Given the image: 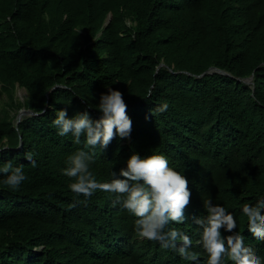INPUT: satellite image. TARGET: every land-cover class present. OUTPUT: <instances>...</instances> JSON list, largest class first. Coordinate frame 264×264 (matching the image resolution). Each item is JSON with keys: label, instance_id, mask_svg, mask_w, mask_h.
<instances>
[{"label": "trees", "instance_id": "trees-1", "mask_svg": "<svg viewBox=\"0 0 264 264\" xmlns=\"http://www.w3.org/2000/svg\"><path fill=\"white\" fill-rule=\"evenodd\" d=\"M214 67L230 75L205 74ZM108 85L123 92L132 132L97 149V178L132 151L166 153L189 177V220L176 226L199 264L207 253L192 217L204 214L202 200L240 217L264 199V0H0V97L16 114L35 113L0 117V161L23 163L28 176L15 191L0 183V264H196L139 238L135 218L102 190L70 207L72 178L60 169L83 145L52 120L85 105L98 118ZM163 100L168 109L156 112ZM250 225L245 217L237 231L264 252Z\"/></svg>", "mask_w": 264, "mask_h": 264}, {"label": "clouds", "instance_id": "clouds-1", "mask_svg": "<svg viewBox=\"0 0 264 264\" xmlns=\"http://www.w3.org/2000/svg\"><path fill=\"white\" fill-rule=\"evenodd\" d=\"M106 87L99 94L98 118L85 105L72 115L67 107L59 108L52 120L60 136L70 134L75 144L83 145L66 156L65 166L60 169L72 178L68 187L77 199L70 207L86 204L97 190H102L109 195L113 206L118 205L135 218L133 230L139 238L158 242L162 249H171L182 260L199 264L192 236L176 226L189 220L186 214L192 195L189 177L170 162L166 153L153 151L142 155L132 151L118 172L111 171L109 179L97 178L93 169L97 149L106 148L114 136L131 139L133 123L126 112L123 92L111 85ZM168 107V101L163 100L154 110L164 112ZM150 111L153 113V109ZM24 156L33 167L37 165L33 151L26 150ZM0 174V183L12 191L28 179L24 164H14L13 160L0 161ZM202 207L204 214L193 215L192 222L199 226L195 243L207 253L206 264H264V252L248 246L246 235L237 231L246 217L256 239L264 241V199L245 206L240 217L225 204L215 202L210 194L202 200Z\"/></svg>", "mask_w": 264, "mask_h": 264}, {"label": "rangeland", "instance_id": "rangeland-1", "mask_svg": "<svg viewBox=\"0 0 264 264\" xmlns=\"http://www.w3.org/2000/svg\"><path fill=\"white\" fill-rule=\"evenodd\" d=\"M28 96V93L23 88H18L15 94V97L20 100L24 101L25 98ZM9 101L5 95L0 97V117H8L12 118L13 120H16L19 113L16 114V111L11 110V108L8 105Z\"/></svg>", "mask_w": 264, "mask_h": 264}, {"label": "water", "instance_id": "water-1", "mask_svg": "<svg viewBox=\"0 0 264 264\" xmlns=\"http://www.w3.org/2000/svg\"><path fill=\"white\" fill-rule=\"evenodd\" d=\"M213 72H220V73H223V74H225V75H230V74L227 73L226 71H222V70H220V69H218V68H215V67H214V68H211V69H210L209 71H207L205 74L213 73ZM244 81H245L247 84H251V83L253 82V76L244 79ZM28 114H35V113L32 112L31 110H28V109H26V110H24V109L21 110V111L19 112L18 117H17V122L19 123V122L21 121L22 117L25 116V115H28Z\"/></svg>", "mask_w": 264, "mask_h": 264}]
</instances>
